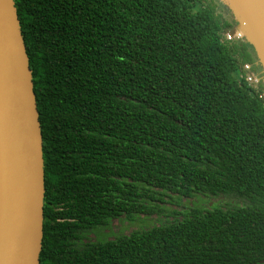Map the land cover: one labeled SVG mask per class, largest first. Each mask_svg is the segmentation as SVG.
Segmentation results:
<instances>
[{
  "label": "trees",
  "instance_id": "16d2710c",
  "mask_svg": "<svg viewBox=\"0 0 264 264\" xmlns=\"http://www.w3.org/2000/svg\"><path fill=\"white\" fill-rule=\"evenodd\" d=\"M13 1L43 143L39 264L264 261V66L235 2ZM195 198L220 203L179 202ZM142 216L165 221L91 239Z\"/></svg>",
  "mask_w": 264,
  "mask_h": 264
},
{
  "label": "water",
  "instance_id": "95a60500",
  "mask_svg": "<svg viewBox=\"0 0 264 264\" xmlns=\"http://www.w3.org/2000/svg\"><path fill=\"white\" fill-rule=\"evenodd\" d=\"M233 1L264 66V0ZM243 18L249 22L247 29ZM0 115L5 148L3 153L0 136V264H39L45 207L43 143L13 0H0Z\"/></svg>",
  "mask_w": 264,
  "mask_h": 264
},
{
  "label": "rangeland",
  "instance_id": "374dc122",
  "mask_svg": "<svg viewBox=\"0 0 264 264\" xmlns=\"http://www.w3.org/2000/svg\"><path fill=\"white\" fill-rule=\"evenodd\" d=\"M247 21L243 18V27H246L247 29ZM213 200L212 202L207 199L202 198H195L192 201H179L182 204V207L184 208H193V207H212L215 204L219 205V201ZM168 203V202H167ZM170 203V202H169ZM171 204V203H170ZM170 204H167L166 209L169 211L176 210V211H182V208H175L171 206ZM161 221H165L163 218L159 217H145L142 216L140 218H136L134 221H127L125 219H120L117 221H114L111 224V227L108 230L105 231H99L91 236L92 240H97L100 238H107V239H115L117 236L124 235V234H130L135 231H141V230H148L150 228H153L155 226H159L161 224Z\"/></svg>",
  "mask_w": 264,
  "mask_h": 264
},
{
  "label": "built area",
  "instance_id": "2783aa9c",
  "mask_svg": "<svg viewBox=\"0 0 264 264\" xmlns=\"http://www.w3.org/2000/svg\"><path fill=\"white\" fill-rule=\"evenodd\" d=\"M244 33L243 32H238V33H232V32H229L227 34V38L228 40H232L234 37H236L237 39H242ZM246 70H250V67H246ZM248 82H253V83H258L259 82V78L257 76H254V75H251L248 79H247Z\"/></svg>",
  "mask_w": 264,
  "mask_h": 264
},
{
  "label": "bare ground",
  "instance_id": "6f19581e",
  "mask_svg": "<svg viewBox=\"0 0 264 264\" xmlns=\"http://www.w3.org/2000/svg\"><path fill=\"white\" fill-rule=\"evenodd\" d=\"M242 3H243V0H241ZM247 21V20H246ZM247 23L249 24V22L247 21ZM0 136H1V144H2V150H3V153H4V137H3V127H2V118H1V115H0Z\"/></svg>",
  "mask_w": 264,
  "mask_h": 264
},
{
  "label": "flooded vegetation",
  "instance_id": "af4514ba",
  "mask_svg": "<svg viewBox=\"0 0 264 264\" xmlns=\"http://www.w3.org/2000/svg\"><path fill=\"white\" fill-rule=\"evenodd\" d=\"M92 236V235H91Z\"/></svg>",
  "mask_w": 264,
  "mask_h": 264
}]
</instances>
